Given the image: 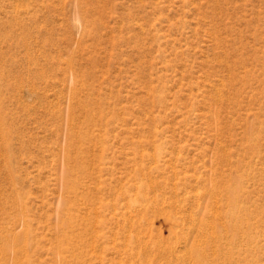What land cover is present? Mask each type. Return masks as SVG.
Here are the masks:
<instances>
[{
    "label": "rangeland",
    "instance_id": "rangeland-1",
    "mask_svg": "<svg viewBox=\"0 0 264 264\" xmlns=\"http://www.w3.org/2000/svg\"><path fill=\"white\" fill-rule=\"evenodd\" d=\"M0 110V264H264V0H0Z\"/></svg>",
    "mask_w": 264,
    "mask_h": 264
},
{
    "label": "bare ground",
    "instance_id": "bare-ground-1",
    "mask_svg": "<svg viewBox=\"0 0 264 264\" xmlns=\"http://www.w3.org/2000/svg\"><path fill=\"white\" fill-rule=\"evenodd\" d=\"M1 111V110H0ZM0 124H3V120H2V118L0 117ZM72 133V132H71ZM0 134L2 135V131L0 130ZM69 173H70V169L69 168H66V170H65V174L66 175H69ZM233 190V189H232ZM234 191V190H233ZM233 191H231V192H233ZM233 194V193H232ZM234 195H236V193L234 192ZM237 195H239V194H237ZM231 196V195H230ZM233 197V196H232ZM228 199H230L229 197H228ZM234 200H233V202H236L237 201V199H236V196H234V198H233ZM230 201V200H229ZM233 202H231V205H232V203ZM228 204H229V202H228ZM235 204H237V203H235ZM234 204V205H235ZM232 207H233V205H232ZM235 207H237V206H235ZM239 207V206H238ZM238 207H237V210H238ZM234 208V207H233ZM230 211V210H229ZM231 211H232V208H231ZM235 212H237V211H235ZM232 213V212H231ZM233 215H231L232 216V218H233V220L236 222L237 220H239L240 218H239V216H240V214H236V213H232ZM238 215V216H236V215ZM227 216H229V213L227 214ZM230 216V217H231ZM242 219H245V218H242ZM241 219V220H242ZM230 223L231 222H233V221H229ZM243 222V221H242ZM241 222V223H242ZM240 222L238 221L237 223H235L236 225H240L239 224ZM231 224H233V223H231ZM231 224H229V225H231ZM235 224H234V227H235ZM232 228L233 229V226L231 225V226H229V228ZM237 228L239 227V226H236ZM236 227H235V229H236ZM232 229H230V230H232ZM235 229H233V230H235ZM240 229V228H239ZM236 231V230H235ZM235 231H233L234 233H235ZM230 232V231H229ZM233 232H231V234H233ZM237 232V231H236ZM238 233V232H237ZM245 233V232H244ZM246 234V236L245 237H247V235H249L248 234V232H246L245 233ZM233 236H236L235 234L233 235ZM249 236H251V235H249ZM248 238H250V237H248ZM246 239V238H245ZM237 258V257H236ZM195 259H196V263L197 264H207V260H206V255L204 254V253H199V252H197L196 253V255H195ZM235 259V258H234ZM234 259H232L233 260V263H234V261H237L236 259L234 260ZM237 259H240V258H237ZM232 262V261H231ZM238 262H240L239 264H241V261L239 260ZM222 264V263H221Z\"/></svg>",
    "mask_w": 264,
    "mask_h": 264
}]
</instances>
